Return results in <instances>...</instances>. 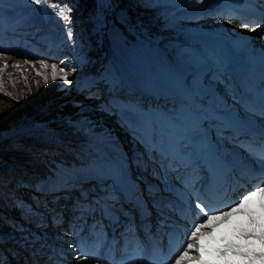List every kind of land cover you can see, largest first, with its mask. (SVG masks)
Instances as JSON below:
<instances>
[{
	"label": "snow or ice",
	"instance_id": "6c2138e0",
	"mask_svg": "<svg viewBox=\"0 0 264 264\" xmlns=\"http://www.w3.org/2000/svg\"><path fill=\"white\" fill-rule=\"evenodd\" d=\"M27 2L36 6L33 11H46L50 7L63 22L66 41L74 48L77 46L71 27L73 7L70 4L59 3V0ZM152 3L158 8L169 6L162 0H152ZM2 4L3 0H0ZM176 5L180 8L213 7L211 0H176ZM99 7L104 11L101 13L103 19L98 22L106 27L107 10L114 5L109 0H101ZM219 7L221 18L227 14L228 24L249 33H258L264 26V0H224ZM235 8H244L256 19L242 22L233 11ZM2 11L0 7V21ZM197 11L204 12L205 8ZM178 20L173 13H166L163 22L167 27ZM117 22L124 30L117 29L115 23L112 26L116 50L130 64L147 72L148 91L156 103L146 110L135 103L121 105L137 113L135 127L142 133L144 153L129 157L106 133L93 131L94 153L72 174L77 183L85 179L95 183L91 189L81 192L74 209L81 216L99 213L102 218L119 222L122 204L132 205L141 216L150 215L145 200L147 194L165 225L173 210H178L182 216L194 214L190 230H182L187 233L184 246L178 250L172 264H264V119L261 122L255 119L257 116L264 118V47L257 48L251 42L241 43L249 41L248 37L239 40L221 38L215 44L199 45L165 41L162 36L146 32L142 24L132 23L123 14L117 17ZM125 32L133 36V40L130 41ZM258 38L264 40V34H258ZM14 55L6 54L0 48V93L5 96L9 93L4 88V76L10 77L8 69L20 70L22 64L31 65L33 69L39 64L40 70L35 74L43 78L45 86L49 78L53 82L60 80L69 88L73 85L70 76L76 69L69 67L66 60L49 64L45 59H24L9 65L6 61L14 59ZM237 60L246 63L250 72L240 77L233 75L229 80ZM21 75L27 85L28 77L23 72ZM9 82L15 87V81L10 79ZM101 83L113 91L119 89L124 84L120 68H110ZM221 83L225 87L224 93L217 87ZM36 84L39 91L38 80ZM15 99L18 103L19 98ZM225 139H231L248 158L225 148ZM149 166L163 188L155 183L140 187L146 179L143 173L149 171ZM133 167L141 173L135 179L132 178ZM181 169L184 170L181 186L177 188L170 185L169 180L172 173H179ZM67 173V169L58 168L47 181L48 185L55 188L67 183L70 179ZM245 179L260 183L223 207L214 205V198H226L235 188L243 186ZM164 191H170L173 198L161 195ZM91 192L98 194L90 195ZM171 231L174 236L178 229ZM69 233L77 237L74 243L69 242L74 258L93 259L87 253L86 238L79 235L75 224ZM159 254L158 244L148 247L138 242L133 252H121L119 260L114 256V249L109 247L103 257L96 256L95 264H155L154 258ZM58 255L63 260L68 254L61 248ZM0 264H4L3 257H0Z\"/></svg>",
	"mask_w": 264,
	"mask_h": 264
},
{
	"label": "rangeland",
	"instance_id": "374dc122",
	"mask_svg": "<svg viewBox=\"0 0 264 264\" xmlns=\"http://www.w3.org/2000/svg\"><path fill=\"white\" fill-rule=\"evenodd\" d=\"M78 2L79 0H59V3L70 4L73 11ZM95 2L96 11L91 17V23L93 26L92 33L98 35L99 45L91 43V37L87 36L85 31L86 26L81 28L78 24L81 18L75 17L72 12L75 25L72 24L71 27L77 43L74 48L71 46V42L66 41L63 22L59 21L50 7L46 11H33L36 6L29 4L27 0H3L2 6H8L12 13H29L25 15L28 16L26 19H30L29 23H35L31 31L34 34L39 33L38 36L32 37L50 36L45 50H42L41 46L33 41L25 40L22 37L19 38L17 44L7 41L10 50L7 46L5 49V43H1L0 46L2 45L1 47L5 49L6 54H15L14 59L6 61L9 65L15 63L16 60L24 59L32 61L45 59L49 64L66 60L69 67L75 68L76 71L70 76V79L73 80L71 88L62 85L60 80L53 82L50 78L49 83L45 86L43 78L37 77L35 74L36 71L40 70L39 64H36L35 69L31 65L24 64L21 65L20 70L10 67L8 69L10 77L8 74L4 76V88L9 96L0 93V188L11 192L10 199L12 201L6 200V203L0 204V208L3 207L7 211L5 214L4 212L0 214V236L4 232L21 234L24 229L30 231L34 226L30 218H35L37 221L43 218V215L39 216L38 214L40 206L38 208V205L35 204L36 195L33 187L38 184V179L46 178L49 181L52 178L55 173L53 165L68 167L72 170L81 169L89 160V154L91 153L92 156L94 153L93 131L97 134L106 133L119 144L123 152L127 153L129 157H132L134 153H143L145 150L142 143H139L140 136L134 135L129 130V126L122 125L121 117L125 114L128 115L131 111L121 107V105L135 103L145 110L147 105L142 104L140 99L131 95L124 88V84L113 91L111 87L101 83L105 80L108 70L113 66L120 68L121 75L125 78L124 82L131 79L128 74L129 69L120 63L116 54L112 34L114 23L117 29L124 30L123 26L117 22V17L121 14L130 17L125 9L120 6L118 0H109L114 7L107 10L108 23L105 27L98 22L103 19L101 13L104 10L99 7L101 0H95ZM162 2L169 6L158 8L152 3V0H126L125 5H131L134 9L133 13L136 16L130 18L132 23L142 24L146 32L162 36L165 41L191 42L199 45L205 42L219 41L221 38L230 40L243 33H249L244 29L235 28L234 25L228 24L226 22L228 18H219L214 14L209 16L211 12L202 5L193 8H180L177 7L176 0H162ZM41 7L43 8V6ZM202 7L205 8V11L198 12L197 10ZM166 13H173L179 17L175 25H168L167 27L164 25ZM35 29L39 30L35 31ZM249 34L251 44H259L262 41L264 47V40H260L256 35L257 33ZM258 34H264V30ZM125 36L130 41L133 40V36L128 35L127 32H125ZM96 62L99 63L98 68L96 67L87 73L88 67L90 65L95 66ZM100 67L103 69V74H99ZM50 71L49 69L47 73L49 77ZM22 72L24 76L28 77L27 85L21 75ZM10 79L15 81V87L9 82ZM37 80L39 81V91H37ZM110 83L111 81H108V84ZM15 98H19L18 103ZM113 100L118 101V103L113 104ZM104 105L109 107L105 108ZM89 125L92 126L91 129ZM51 133L70 142H78L80 145L68 150L62 149L59 144L68 147L70 143L59 142L58 140L56 142ZM43 134L46 136L43 137ZM50 141H55L56 145ZM55 150L60 152L63 158L71 155L68 158L69 162H65L62 158H56L53 155ZM18 156L44 162L49 172L44 177L35 173L37 177L34 179L31 176L28 178L15 177L16 174L19 175L18 171L24 172L20 173L21 175L27 173V171H22L24 169L23 164L16 161ZM52 171L53 173L50 175ZM85 181L87 180L85 179ZM94 183L92 181L90 186H93ZM66 186L64 183L56 188L65 194L67 192ZM77 195V193L74 194V200H76ZM42 199L49 201L51 197L44 195ZM63 211L65 212V209ZM0 247L11 249L5 253L0 248V257L4 258V264H14L17 259L13 258L12 253H20L18 248L22 250L21 246L13 241L1 244ZM5 254L7 255L4 257ZM8 255H10V262Z\"/></svg>",
	"mask_w": 264,
	"mask_h": 264
},
{
	"label": "bare ground",
	"instance_id": "6f19581e",
	"mask_svg": "<svg viewBox=\"0 0 264 264\" xmlns=\"http://www.w3.org/2000/svg\"><path fill=\"white\" fill-rule=\"evenodd\" d=\"M18 1V0H17ZM224 0H211V3L213 4V7H207V5H203L207 11L211 12L209 16L211 15H215L216 17H219L221 18V16H218L217 15V12L215 11H220L221 9H217V8H220L218 4H220L219 2H223ZM222 4V3H221ZM195 6H198V5H195ZM4 7H7L8 6H4ZM178 7V6H177ZM186 8V7H185ZM213 11V12H212ZM235 12V11H234ZM19 14L20 16H25V15H28L29 13L28 12H24V14L22 13H17ZM223 18H228V15L225 14ZM240 20L242 22H245V19L243 17H240ZM35 19V18H33ZM235 19V17H234ZM37 20V19H35ZM33 20V21H35ZM30 19H24L22 20L21 22L17 23V27H13L12 29H17L18 28V34L17 37L18 38H24L25 40H29V38L31 37V34L34 35V33H32V27L35 23H29ZM247 21V20H246ZM10 28V27H9ZM236 28V27H235ZM39 29H35V31H37ZM264 30V26H262L261 29L258 30V33H260L261 31ZM27 35H26V34ZM258 33L256 35H258ZM25 35V36H24ZM240 37H248L250 38V34L249 33H243L241 34L240 36L236 37V38H232L230 40H239ZM9 38V37H8ZM216 38V37H215ZM219 41H211L209 42L210 44H215V43H218ZM250 42L249 41H241V43H248ZM1 43H5V49H6V46L7 48L9 49L8 47V42H7V38L3 39L2 41H0V44ZM254 46H256L257 48L259 47H263V44H262V41L259 42V44H255V43H252ZM2 46V45H1ZM0 46V47H1ZM3 49V47H1ZM41 48L42 50H45L46 49V45L45 44H42L41 45ZM4 49V50H5ZM10 50V49H9ZM115 51H116V54L118 55L120 61L123 60V64L129 69V75H130V80L128 82V84H135L139 90H148V74H145L144 73V70L142 68H140L139 66H134L132 64H130L126 59H124L123 57L120 56V54L117 52L116 50V45H115ZM244 62L240 61V60H237L234 64V72L239 74V75H242V76H245L247 74H249L250 71L247 70V64L245 65L246 68H244ZM132 84V85H133ZM222 86V87H221ZM220 88L222 89L221 93H224V90H225V87H224V84H220ZM143 102V100H141ZM130 114V115H129ZM128 115H121L122 117V125L125 126H129V130L134 134L136 135V131L132 130V129H137L135 127V122L137 120V113H129ZM120 118V116H119ZM120 118V120H121ZM140 143V142H139ZM142 147H145L144 144H142ZM144 153V152H143ZM59 167L58 166H54V172L56 173V170L58 169ZM69 176H72L70 173H67ZM73 177V181L75 182V184H72L70 182V180L65 183L67 186H66V193L63 194V192H61L60 190H58V188H52L48 185L47 181L48 180H39L38 179V184L33 187V191L36 195V200H35V204L38 205V208L40 210V212L38 213L39 216L40 215H43L42 217L43 218H40V220L44 219V220H48L49 218H51V220L55 219V223L54 222H48L42 226H53L55 228H65V221L71 219L72 221H74L75 224H77V222L79 223V221H82V219H86L89 220H93V218H91L90 216H86V215H83L81 218L78 216V212L75 211L74 209V194L77 193V197H76V200L80 199L81 197V192L82 191H87L89 189H91L93 186H90V183L92 182L91 179H86L87 181H83L82 183H77L76 182V177L75 175L72 176ZM94 182V181H93ZM72 192V193H71ZM37 193V194H36ZM40 194V196H39ZM44 195H49L51 197V200L49 201H45L42 199V196ZM41 199H42V202H41ZM40 203V204H39ZM44 204V206H43ZM65 209V212L62 210ZM59 217V219H58ZM28 218V216H27ZM30 221L31 223L34 225L32 226L33 228V233L32 232H29L27 229H24L22 231L21 234H18L17 235V239H14V240H11L13 241L14 243H16L17 245L19 244L21 246V248L24 250L25 248L29 251H23L22 253H12L13 255V258H16L17 260L14 261V264H50L49 260L53 259V258H56L55 259V262H59L60 261V257L54 255V252L52 253H47L46 255H40V254H36V261L34 260V258H32L31 256L27 255V252H30L31 251V245H36L38 246L37 244L34 243L35 241V237L37 236L35 234V231H34V228L38 226H41L39 224V221H37V219H32L30 218ZM62 223V225H61ZM25 232H28L29 233V236H26L24 233ZM19 240L22 242L21 244L19 243ZM10 241H7V242H2L0 243L1 244H5V243H8ZM1 248V247H0ZM30 248V249H29ZM1 249H3L5 251V253H7V251H11V249L9 248H5V247H2ZM19 251V250H18ZM24 254V255H22ZM7 254L3 255L4 257L6 256ZM176 255V254H175ZM173 255L172 257H170L169 259H167L164 264H172V261L174 259V256ZM73 256V255H72ZM93 257V259L91 260H86V262L82 263V264H93L95 263V256L91 255ZM9 257V262H10V255H8ZM74 258V256H73ZM13 264V263H12ZM62 264H65L64 262ZM74 264H77V262H75Z\"/></svg>",
	"mask_w": 264,
	"mask_h": 264
},
{
	"label": "trees",
	"instance_id": "16d2710c",
	"mask_svg": "<svg viewBox=\"0 0 264 264\" xmlns=\"http://www.w3.org/2000/svg\"><path fill=\"white\" fill-rule=\"evenodd\" d=\"M119 4H121L120 6L125 9V11L128 13L130 18H134L136 15H134L133 13V7L131 5L126 6L125 2L126 0H118ZM55 2V1H54ZM96 2L95 0H79V2L76 4L74 11H73V15L77 18H81L80 22H78V24L81 26V28H83L84 26H86L85 31L87 32V36H90L91 38V43L95 44V45H99L98 43V35L92 33V23H91V17L94 15V12L96 11ZM73 25L74 22H73ZM86 36V35H85ZM98 62L95 63V66L90 65L87 69V73H90L94 68H96L98 66ZM98 68V67H97ZM103 69L102 67H100L99 69V74H103ZM53 155L56 156V158H62V160H64L65 162H69V157L71 155H69V157L67 158H63L62 154L58 151H53ZM16 161L18 163L23 164V168L22 171H27L26 174H20V173H24V172H20L18 171L19 175L16 174L15 177L17 176H22L24 178H28L29 176L32 177V179L36 178L37 176L35 175V173H39L41 174L43 177L45 176V174L47 172H49V169L47 168V166L44 164V162L37 160V161H33L30 158H24L21 156H18L16 158ZM20 166V165H19ZM1 187V186H0ZM11 192L5 191L3 189L0 188V204L6 203V200L8 202H11L12 200L11 198ZM2 209H4L3 207L0 208V214L2 212H4V214L7 212L2 211Z\"/></svg>",
	"mask_w": 264,
	"mask_h": 264
}]
</instances>
